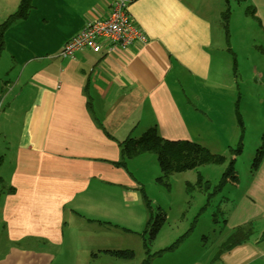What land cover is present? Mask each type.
I'll return each mask as SVG.
<instances>
[{
    "label": "crops",
    "instance_id": "1",
    "mask_svg": "<svg viewBox=\"0 0 264 264\" xmlns=\"http://www.w3.org/2000/svg\"><path fill=\"white\" fill-rule=\"evenodd\" d=\"M19 2L0 0V25ZM111 2L32 0L28 15L3 32L1 54L9 45L21 57L14 81L7 76L0 87V224L8 248L0 264H90L111 251L109 228L144 231L138 161L146 154L124 159L127 138L155 128L164 140L193 142L227 160L241 144L235 167L246 149L248 108L255 103V115H264V0L239 5L252 9L245 14L263 38L244 101L230 16L226 32L221 20L224 0H136L128 18L146 43L120 49L105 42L98 53L60 58L86 23L107 18ZM186 111L196 114L193 125ZM253 130L260 131L252 158L264 137ZM251 165L228 195L229 235L259 221L264 232V156L255 170Z\"/></svg>",
    "mask_w": 264,
    "mask_h": 264
},
{
    "label": "rangeland",
    "instance_id": "2",
    "mask_svg": "<svg viewBox=\"0 0 264 264\" xmlns=\"http://www.w3.org/2000/svg\"><path fill=\"white\" fill-rule=\"evenodd\" d=\"M231 2L233 5H231L229 20L230 47L238 65L240 77L237 84L242 92L241 99L244 101L248 99L245 89L253 90V85L247 88L244 85L250 78L256 61L260 60L256 47L262 45L263 38L257 22L251 15L245 14V6H237L233 0ZM34 16H36L35 13ZM26 36L27 34H23V42L29 43ZM18 50L20 49L13 50L8 45L1 54V88L2 82L6 80L5 77L8 76L11 83L14 81L15 75L13 78L12 76L20 65L21 55L15 53H18ZM247 85L251 83L248 82ZM244 105L242 103V106ZM251 106L246 107L251 117V119L248 118L251 124L245 126L248 132L244 138L247 139L246 149L234 167L237 179L242 181L247 177L248 168L252 164L251 143L258 141L257 133L260 130L253 129L260 128L264 131L263 113L255 115V103ZM240 112L243 114L242 109ZM185 113L186 120L193 125L196 122V114L188 111ZM256 121L259 123L258 126L253 125ZM202 130L207 132V125H204ZM208 134L211 137V133ZM142 158L138 161L142 173L140 181L142 193L153 209L158 207L162 210L165 214V222L156 239L148 247L147 254L142 248L144 226L133 230H127V227L122 226L109 228L110 234L114 235L107 244L111 251H132L134 258L123 260L101 255L100 258H94L90 264H146V259L148 264H264V259L260 260V257L264 256V238L261 237L263 223L260 221L250 226L253 231L249 240L251 244L256 243V245L253 244L256 250L242 247L245 242L231 249L225 246L228 238L234 233L229 235L230 229L226 225L228 214L232 211L233 199L228 195L233 185L230 183L218 185L226 163L205 165L193 171L172 174L166 179V185H164L156 181V178L160 176L156 157L146 154ZM198 177L201 178V182H198ZM139 198V204L145 210L140 195ZM171 246L175 248L168 251L167 248ZM7 249L0 224V258Z\"/></svg>",
    "mask_w": 264,
    "mask_h": 264
},
{
    "label": "trees",
    "instance_id": "3",
    "mask_svg": "<svg viewBox=\"0 0 264 264\" xmlns=\"http://www.w3.org/2000/svg\"><path fill=\"white\" fill-rule=\"evenodd\" d=\"M237 6L244 3L245 0H233ZM32 0H20L16 11L9 16L5 22L0 25V54L3 50V32L13 22L19 19H24L29 10L31 9ZM225 9L221 14V20L223 28L226 32L227 23L231 13V7L229 0H224ZM245 13L253 15L252 9L247 7ZM240 137L243 135V125L240 117L237 118ZM121 154L124 159H132L141 154H152L156 157L160 176L157 178V182L166 185V179L172 174L183 173L186 171H192L198 167L205 165H223L226 163L224 173L219 182V186L225 183L235 184L237 182V176L233 167V162L236 156L241 151V144L235 149L230 150V158L227 160L225 157L217 154L210 153L204 147L189 141H168L162 139L155 128L148 129L138 138H127L121 144ZM264 156V137H262L260 146L256 149L251 169L255 170L262 157ZM201 178L198 177V182H201ZM144 205L148 214V221L142 234V247L147 254L148 247L156 239L159 230L165 222V214L160 208L153 209L150 202L143 196ZM155 212V213H154ZM251 227H245L237 229L226 243V248L231 249L242 242L246 241L251 235ZM146 237V238H145ZM264 238V232L262 234ZM224 246V247H225ZM175 247H169L167 250H172ZM110 257L132 260L134 254L132 251H104L102 252ZM148 264V260H145Z\"/></svg>",
    "mask_w": 264,
    "mask_h": 264
},
{
    "label": "built area",
    "instance_id": "4",
    "mask_svg": "<svg viewBox=\"0 0 264 264\" xmlns=\"http://www.w3.org/2000/svg\"><path fill=\"white\" fill-rule=\"evenodd\" d=\"M134 1L136 0H112L107 18L86 23L75 36L64 44L59 57L72 58L73 54L78 51L98 53L105 42L116 45L120 49L146 43V37L128 18V6Z\"/></svg>",
    "mask_w": 264,
    "mask_h": 264
}]
</instances>
